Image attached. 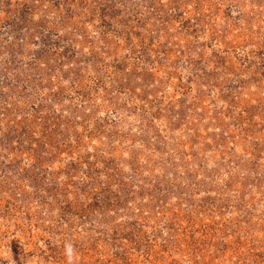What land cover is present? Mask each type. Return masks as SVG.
<instances>
[{
	"label": "rangeland",
	"instance_id": "1",
	"mask_svg": "<svg viewBox=\"0 0 264 264\" xmlns=\"http://www.w3.org/2000/svg\"><path fill=\"white\" fill-rule=\"evenodd\" d=\"M264 264V0H0V264Z\"/></svg>",
	"mask_w": 264,
	"mask_h": 264
},
{
	"label": "clouds",
	"instance_id": "2",
	"mask_svg": "<svg viewBox=\"0 0 264 264\" xmlns=\"http://www.w3.org/2000/svg\"><path fill=\"white\" fill-rule=\"evenodd\" d=\"M65 256L67 264H76L77 254L76 249L71 241H66L64 244Z\"/></svg>",
	"mask_w": 264,
	"mask_h": 264
}]
</instances>
